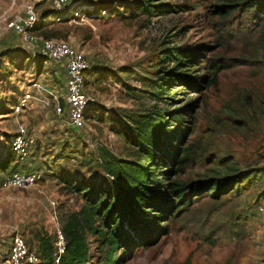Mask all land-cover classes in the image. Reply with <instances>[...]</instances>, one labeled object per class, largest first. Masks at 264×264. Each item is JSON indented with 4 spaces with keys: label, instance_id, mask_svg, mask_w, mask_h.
<instances>
[{
    "label": "rangeland",
    "instance_id": "374dc122",
    "mask_svg": "<svg viewBox=\"0 0 264 264\" xmlns=\"http://www.w3.org/2000/svg\"><path fill=\"white\" fill-rule=\"evenodd\" d=\"M141 1L85 0L77 11L54 14L48 0H0V158L21 126L33 142L13 171L39 176L32 186L0 189V264H8L15 235L36 252L40 238L48 237L53 254L60 232L66 246L63 228L84 207L77 183L114 187L104 161H136L128 133L138 117L162 116L169 135H177L183 125L196 126L181 143L199 144L204 164L181 178H192L218 157L232 159L248 173L249 183L238 186L222 205L202 199L188 213L179 211L167 233L145 245L137 241L121 264H264V58L259 53L254 66L221 73L199 105L188 106L198 94L176 82L159 93L160 76L174 68L166 59L172 48H190L201 56L212 47L215 54L234 57L245 51L246 38L218 46V20L210 11L219 0H153L158 8L148 15L134 10ZM28 5L35 6L40 25L34 44L7 28ZM47 39L70 44L92 68L84 92L97 107L82 130L71 127L65 110L56 111L64 107L66 73L61 64L40 56L39 40ZM24 96L27 103L16 112ZM225 105L229 118H223ZM159 152L157 175L169 168L162 157L171 151ZM5 174L0 171V181ZM209 210L213 214L207 215ZM100 225L97 220L94 227ZM209 234L213 244L206 240ZM85 238L86 264H101L106 249L100 248V237L86 231Z\"/></svg>",
    "mask_w": 264,
    "mask_h": 264
},
{
    "label": "trees",
    "instance_id": "16d2710c",
    "mask_svg": "<svg viewBox=\"0 0 264 264\" xmlns=\"http://www.w3.org/2000/svg\"><path fill=\"white\" fill-rule=\"evenodd\" d=\"M156 8L158 6L153 0H142L134 10L148 15ZM168 8L175 10L178 7ZM52 11L60 14L65 10ZM210 12L212 18L218 20L214 25L218 46H224L227 40L237 43L246 38L245 51H238V56L228 57L215 54L216 49L209 47L203 50L208 56H204L203 52L197 56L190 48H172L166 59L173 62L174 68L162 73L156 88L164 94L165 88L176 82L191 89L198 96L190 99L188 106L201 104L205 92L217 85L221 73L236 67L254 66L258 63L256 59L259 53L264 58V0H219V4L213 6ZM38 31L39 22L33 33L37 34ZM233 51L237 53L235 49ZM191 67L194 68L191 70ZM91 72L90 67L85 74L84 87ZM96 107L95 104L91 105L86 122L90 117L89 112ZM226 107L223 108V118L231 117ZM168 116H172V113ZM167 126L165 116L160 119L138 117L135 127L128 133V141L136 150V161H104L106 175L116 182L114 187L100 190L84 182L77 183L76 190L82 193L84 207L63 228L67 243L60 264H86L89 255L86 231L100 237V248L106 249L101 264H121L137 241L145 245L155 241L164 231L167 233L168 224L179 211L188 213L202 199L222 205L238 186L248 185V173L241 172L230 158L211 157L209 166L197 169L192 178H181L187 172L193 173L197 165L204 164L203 152L195 141L181 143L183 137L196 131L195 124L192 127L183 125L177 135H169ZM165 147L171 152L166 158L162 157V162L169 168L157 175L155 171L161 159L159 151ZM98 161L99 165H103L101 159ZM19 163L17 155L8 146L0 158V171L6 173L1 181L21 173L13 171ZM207 212V215L213 214L211 210ZM97 220L101 223L100 227H94ZM212 239V234H209L206 240L213 244ZM40 243L37 251L41 256L40 264H52L50 239L42 237Z\"/></svg>",
    "mask_w": 264,
    "mask_h": 264
},
{
    "label": "built area",
    "instance_id": "2783aa9c",
    "mask_svg": "<svg viewBox=\"0 0 264 264\" xmlns=\"http://www.w3.org/2000/svg\"><path fill=\"white\" fill-rule=\"evenodd\" d=\"M55 12L77 11L85 0H48ZM38 22L36 8L28 5L21 15L15 16L7 23V28L20 36L23 42L34 44L38 38L33 33ZM39 53L42 58L54 64H61L66 73V92L63 98L64 108L57 107L58 113H67L69 124L74 130H82L86 126V115L93 104L84 92L85 74L90 70L86 58L76 51L70 44L59 40H39ZM27 96L22 97L14 106L18 112L27 103ZM32 139H28L23 127H19L10 145V151L15 153L18 160L24 161L29 153ZM39 176L35 174L15 173L0 182V189H22L34 185ZM55 251L52 254V264H60L65 251L63 236L58 232ZM8 264H40L41 256L31 250L25 240L15 235L12 237L8 257Z\"/></svg>",
    "mask_w": 264,
    "mask_h": 264
}]
</instances>
